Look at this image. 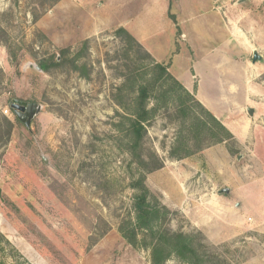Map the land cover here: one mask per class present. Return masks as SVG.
Listing matches in <instances>:
<instances>
[{"label":"rangeland","instance_id":"rangeland-1","mask_svg":"<svg viewBox=\"0 0 264 264\" xmlns=\"http://www.w3.org/2000/svg\"><path fill=\"white\" fill-rule=\"evenodd\" d=\"M100 1L0 0V259L151 264L150 248L127 244L119 229L134 215L131 179L142 171L171 209L166 226L196 234L207 264H264V0H169L167 13H150L158 18L143 26L141 5L115 11ZM123 20L146 45L131 29L136 42L116 34ZM64 48L61 66L33 67ZM160 60L233 138L217 142L223 131L200 106L193 111L209 129L181 111L173 84L154 82ZM150 82L156 113L138 170L117 124L121 105L133 109ZM13 99L42 106L29 127ZM178 140L190 156L171 157ZM223 187L233 196L218 195ZM165 264L186 263L173 256Z\"/></svg>","mask_w":264,"mask_h":264},{"label":"trees","instance_id":"trees-1","mask_svg":"<svg viewBox=\"0 0 264 264\" xmlns=\"http://www.w3.org/2000/svg\"><path fill=\"white\" fill-rule=\"evenodd\" d=\"M116 34L129 42H136L134 36L125 27H119ZM67 52L66 48L61 50L60 60L56 55L38 63L44 72L48 73L52 68L61 66L64 63ZM156 68L158 79H155L154 82L164 80V82L170 81L173 84V91L179 96V108L186 115L191 116L199 128L202 130L209 129V120H211L213 125L223 131V135L219 137L217 142L233 138L232 132L170 72L168 65L156 61ZM151 83H142L138 87L134 97L133 109L121 105L125 109V114L120 115L124 121H127H119L117 124L119 130L125 132L130 139L129 149L132 154V162L138 165V170H141L146 164L145 158L140 154L139 149L144 143L147 132L146 126L156 113V108L149 107ZM194 105L200 106L209 120L202 115L195 114L193 111ZM180 144H182V141L178 140L177 145L170 152L171 157L181 159L193 153L189 146L181 152L178 149ZM162 166V162L155 165L156 168ZM146 180V174L142 171L138 175H132L131 186L135 190L132 200L134 215L124 219L119 228L126 243L133 247L144 246L150 248L151 264H165L173 256H177L186 264H207V251L204 250L206 245L197 240L196 234L174 231L166 226L172 213L171 209L155 198ZM1 236L0 233V241ZM0 264H5V262L0 259Z\"/></svg>","mask_w":264,"mask_h":264},{"label":"crops","instance_id":"crops-1","mask_svg":"<svg viewBox=\"0 0 264 264\" xmlns=\"http://www.w3.org/2000/svg\"><path fill=\"white\" fill-rule=\"evenodd\" d=\"M108 1H109L110 5H111V10H115V11L126 10V8L128 6H129L130 9H134V7H136L137 5H141L140 6V11L147 13L146 15H144L142 17H137V20H139L142 23L141 26L145 25L144 22H146L148 20V18H150V17L151 18H155V19L158 18V17H155V15H150V13L158 12V10H161V11L164 12V14H166L167 11H168V9L170 8V6H172L171 3L169 4V2H170L169 0H138V1L137 0H108ZM101 2H102V5H104L103 4L104 3L103 0L100 1V4H101ZM195 7H196V9L197 8H201L200 7V2H198V4L195 5ZM173 17L174 16L172 15L171 18L173 19ZM159 19L163 23H165L166 25H168V23H167L168 20L166 19L165 15L164 16H161ZM173 21L176 23V17H174ZM121 23H122V26L123 27L128 28V29H131L132 33L137 37L138 42L140 41L141 44H145L146 45L147 39H146V37H145V35L143 34L142 31L141 32H138L133 27L134 26L133 24L127 23V20H126V22H125V20H123V22H120L119 24L121 25ZM150 51H152V50H150ZM154 54H156V53H154ZM156 57H159V56L156 55ZM163 60H164V58H163ZM160 61L162 63H164L162 60H160ZM168 61L172 63L173 62V57H170ZM186 88L188 89L190 87L187 85ZM206 106H208V105H206ZM208 108H209V106H208ZM215 116L218 118V115L217 114H215ZM217 170H219V169H217ZM218 195H222V194H218ZM222 196H226L227 199H229L231 196H233V190H232V188H231V194L229 195V197H228V195H224V194Z\"/></svg>","mask_w":264,"mask_h":264},{"label":"water","instance_id":"water-1","mask_svg":"<svg viewBox=\"0 0 264 264\" xmlns=\"http://www.w3.org/2000/svg\"><path fill=\"white\" fill-rule=\"evenodd\" d=\"M245 0H240L243 2ZM60 55H58V60H60ZM261 59V55H259L256 51L254 52L253 61H257ZM33 67L40 72H44L39 63H33ZM11 106L16 110L17 117L26 123L29 127L32 121V118L41 111L42 106L40 104L34 102H27L19 99H13ZM248 112L250 115H254L255 109L253 107H248ZM218 194L230 195L231 188L223 187L217 191Z\"/></svg>","mask_w":264,"mask_h":264},{"label":"flooded vegetation","instance_id":"flooded-vegetation-1","mask_svg":"<svg viewBox=\"0 0 264 264\" xmlns=\"http://www.w3.org/2000/svg\"><path fill=\"white\" fill-rule=\"evenodd\" d=\"M16 111V110H15ZM31 124V123H30Z\"/></svg>","mask_w":264,"mask_h":264}]
</instances>
